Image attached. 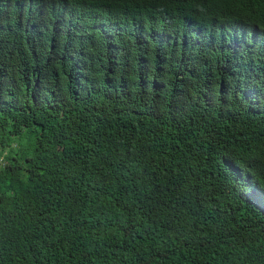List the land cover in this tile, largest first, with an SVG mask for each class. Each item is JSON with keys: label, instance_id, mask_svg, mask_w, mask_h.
Returning a JSON list of instances; mask_svg holds the SVG:
<instances>
[{"label": "trees", "instance_id": "1", "mask_svg": "<svg viewBox=\"0 0 264 264\" xmlns=\"http://www.w3.org/2000/svg\"><path fill=\"white\" fill-rule=\"evenodd\" d=\"M0 264H264V0H0Z\"/></svg>", "mask_w": 264, "mask_h": 264}]
</instances>
